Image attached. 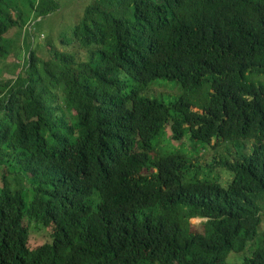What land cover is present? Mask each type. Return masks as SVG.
I'll return each instance as SVG.
<instances>
[{
  "label": "trees",
  "instance_id": "obj_1",
  "mask_svg": "<svg viewBox=\"0 0 264 264\" xmlns=\"http://www.w3.org/2000/svg\"><path fill=\"white\" fill-rule=\"evenodd\" d=\"M59 8L0 0V64ZM37 39L0 77V264H264V0H95Z\"/></svg>",
  "mask_w": 264,
  "mask_h": 264
},
{
  "label": "rangeland",
  "instance_id": "obj_2",
  "mask_svg": "<svg viewBox=\"0 0 264 264\" xmlns=\"http://www.w3.org/2000/svg\"><path fill=\"white\" fill-rule=\"evenodd\" d=\"M95 0H59L60 8L52 14L45 16L43 18H38L35 21V25L30 23L26 28H32L31 31L33 34H26L25 36L21 32V38L16 39L17 44L16 47H20L23 57L18 58L15 52L18 49L9 55L8 58L4 59L1 62L0 66L4 64L2 67L4 71L0 73V77L4 78H16L17 75L23 73L25 71V62L24 56L28 54L30 42L33 40V37H36L38 40L36 46L38 47L37 51L40 55L48 54V49L50 48L48 43L50 41L54 42L55 45H58L56 42V38L58 39V35L63 33L71 34V30L73 28V24L81 18L83 12L87 5L93 3ZM15 37V35H14ZM15 64V65H13ZM163 85H161V84ZM181 93L180 86L176 82H169V81H158L154 84L149 91L144 92L143 94L146 96L149 95L151 97H157L160 100H164L166 102L171 101L175 96ZM194 111H198V108H194ZM167 139V137H166ZM215 142H213V145ZM222 149L215 150L211 147L206 149L204 152L205 158L201 160V163L206 165L210 163L214 156L219 158L217 152H221ZM202 155V154H201ZM218 160V159H217ZM224 179H228V174H223ZM264 214V211H263ZM206 221L205 219L195 218L190 220V231H203V222ZM264 228V223H263ZM250 256L248 252V248L238 255L231 256L230 260H238L241 262L245 257Z\"/></svg>",
  "mask_w": 264,
  "mask_h": 264
}]
</instances>
